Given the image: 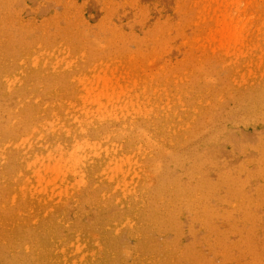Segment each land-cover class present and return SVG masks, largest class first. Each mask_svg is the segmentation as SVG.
<instances>
[{
    "label": "rangeland",
    "instance_id": "obj_1",
    "mask_svg": "<svg viewBox=\"0 0 264 264\" xmlns=\"http://www.w3.org/2000/svg\"><path fill=\"white\" fill-rule=\"evenodd\" d=\"M0 264H264V0H0Z\"/></svg>",
    "mask_w": 264,
    "mask_h": 264
}]
</instances>
